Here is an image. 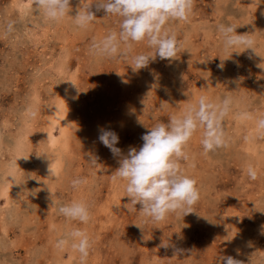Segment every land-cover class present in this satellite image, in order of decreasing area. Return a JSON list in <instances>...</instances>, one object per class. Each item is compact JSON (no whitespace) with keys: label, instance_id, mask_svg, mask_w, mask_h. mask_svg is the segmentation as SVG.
Wrapping results in <instances>:
<instances>
[{"label":"rangeland","instance_id":"obj_1","mask_svg":"<svg viewBox=\"0 0 264 264\" xmlns=\"http://www.w3.org/2000/svg\"><path fill=\"white\" fill-rule=\"evenodd\" d=\"M70 3L54 22L34 0H0V264H80L71 247H56L75 228L91 240L86 264H218L220 256L264 264V0H194L186 20L165 25L177 38L176 58L157 56L136 71L132 57L154 52L147 41L134 42L128 56L94 55L93 40L119 32L121 18L93 2L95 19L81 29L72 16L81 0ZM221 24L250 35L257 53L226 49ZM200 96L213 104L230 98V106L220 124L224 145L205 153L198 128L179 161L199 190L194 212L159 223L139 204L129 212L125 182L112 178L120 158L99 141L100 130L115 131L127 155L148 127ZM75 178L86 183L73 189ZM74 201L90 205L87 224L59 214Z\"/></svg>","mask_w":264,"mask_h":264},{"label":"clouds","instance_id":"obj_2","mask_svg":"<svg viewBox=\"0 0 264 264\" xmlns=\"http://www.w3.org/2000/svg\"><path fill=\"white\" fill-rule=\"evenodd\" d=\"M97 10L103 9L106 15L113 14L121 18L119 32H110L100 40H93L91 51L94 55L106 58L128 56L132 44L147 41V46L154 49L152 53H141L132 57L130 64L134 71L148 66L157 56L161 60L176 58L178 42L174 33L165 29L170 20H186L192 11L194 0H92ZM37 10L54 22H59L71 12L70 0H34ZM73 16L78 28H86L94 19L90 10L91 4L83 3ZM234 25H218L224 47L252 49L256 52L255 41L247 33L238 34ZM122 45L124 47L122 48ZM243 50V51H244ZM239 54L240 51H233ZM257 53V52H256ZM262 57V56H261ZM223 69V59L218 65ZM259 67L264 68L261 64ZM70 81L73 86L76 84ZM230 98L213 104L205 96H200L194 104H189L180 114L169 117L167 123H157L145 132L139 149L132 147L127 155H123L117 147L118 134L110 129H101L99 141L119 157V167L114 171L113 179L125 182L124 188L132 208L140 205L141 214L155 223L165 220L169 214L182 215L193 213V206L199 200L196 181L182 169L179 161L187 160L185 147L198 128H203L201 144L205 153L214 151L224 145L223 131L220 127L222 119L227 115ZM36 115L35 112L32 113ZM143 123V122H142ZM258 127L264 130V118L258 120ZM27 159L26 157H23ZM88 160L95 164L97 157L89 154ZM49 172L52 169L49 165ZM251 180L257 179V172L249 166L246 170ZM86 183L82 178L71 181L73 189ZM35 195V194H34ZM127 207V203L124 205ZM59 214L65 218L87 224L90 220V205L86 201H74L58 208ZM142 229V227L136 224ZM71 247L80 255V264H86L91 247L87 233L79 228L67 232L59 238L56 247ZM162 246L168 244L162 242ZM218 264H241L231 256H220Z\"/></svg>","mask_w":264,"mask_h":264},{"label":"bare ground","instance_id":"obj_3","mask_svg":"<svg viewBox=\"0 0 264 264\" xmlns=\"http://www.w3.org/2000/svg\"><path fill=\"white\" fill-rule=\"evenodd\" d=\"M28 3V2H27ZM25 6V5H24ZM56 112V111H55ZM56 113H58V112H56ZM54 117V116H53ZM50 120V119H49ZM55 120V119H54ZM53 123H55V122H53ZM51 124V123H50ZM53 125V124H52ZM68 125V124H67ZM49 126H51V125H49ZM63 126V125H62ZM48 128H50V127H48ZM65 128V127H64ZM48 131V130H47ZM59 136V135H58ZM64 137V136H63ZM60 141H62V140H60ZM49 143L51 144V145H55V144H57L58 143V137H55V135H53L52 133L49 135ZM21 149V148H20ZM21 152V151H20ZM20 154V153H19ZM21 155V154H20ZM22 156V155H21ZM52 156V155H51ZM50 156V157H51ZM55 156V155H54ZM19 157V156H18ZM53 157V156H52ZM58 157V156H57ZM49 160V159H48ZM52 160V159H51ZM59 160V159H58ZM49 164V163H48ZM56 164V163H55ZM57 165V164H56ZM56 165H55V167L54 168H57L56 167ZM50 166H54V165H50ZM49 167V166H48ZM14 168H15V166H14ZM13 169V168H12ZM7 170V169H6ZM11 171V170H10ZM12 174V173H11ZM15 175V174H14ZM12 176V175H11Z\"/></svg>","mask_w":264,"mask_h":264}]
</instances>
